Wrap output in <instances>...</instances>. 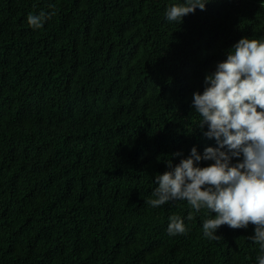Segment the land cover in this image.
Instances as JSON below:
<instances>
[{
    "label": "trees",
    "instance_id": "obj_1",
    "mask_svg": "<svg viewBox=\"0 0 264 264\" xmlns=\"http://www.w3.org/2000/svg\"><path fill=\"white\" fill-rule=\"evenodd\" d=\"M183 2L0 0V264H258L254 225L211 240L208 210L145 202L169 161L218 147L194 93L240 39L264 38V0L168 21ZM41 12L55 15L33 29ZM173 215L186 234H168Z\"/></svg>",
    "mask_w": 264,
    "mask_h": 264
},
{
    "label": "clouds",
    "instance_id": "obj_2",
    "mask_svg": "<svg viewBox=\"0 0 264 264\" xmlns=\"http://www.w3.org/2000/svg\"><path fill=\"white\" fill-rule=\"evenodd\" d=\"M211 0H184L166 12L168 21L183 22L197 9L206 10ZM55 12L29 14L28 24L40 29ZM203 94L194 93L193 107L200 116L199 127L205 125L204 136L215 139L218 147H208L200 156L197 149L165 173L158 174L152 196L146 204L153 208L170 201H188L195 212L202 209L214 214L203 221V234L221 240L217 230L228 225L232 229L255 226L248 237L259 245L258 264H264V38H242L232 48L216 71L205 78ZM227 149V151H224ZM179 155V154H177ZM242 158L232 164V159ZM201 160L213 161L198 167ZM168 225L170 236L186 234L184 219L173 215ZM190 221L193 215L187 217Z\"/></svg>",
    "mask_w": 264,
    "mask_h": 264
}]
</instances>
